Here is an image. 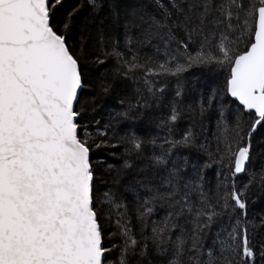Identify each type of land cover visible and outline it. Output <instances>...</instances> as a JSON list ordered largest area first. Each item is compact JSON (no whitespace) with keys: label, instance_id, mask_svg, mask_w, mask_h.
<instances>
[{"label":"snow or ice","instance_id":"snow-or-ice-1","mask_svg":"<svg viewBox=\"0 0 264 264\" xmlns=\"http://www.w3.org/2000/svg\"><path fill=\"white\" fill-rule=\"evenodd\" d=\"M0 264H264V0H0Z\"/></svg>","mask_w":264,"mask_h":264}]
</instances>
